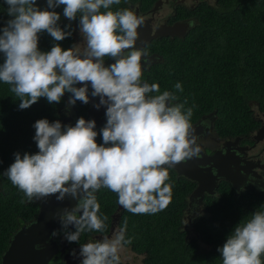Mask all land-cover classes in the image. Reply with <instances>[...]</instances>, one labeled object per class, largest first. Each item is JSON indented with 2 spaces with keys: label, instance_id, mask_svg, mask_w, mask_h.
<instances>
[{
  "label": "clouds",
  "instance_id": "9594fccd",
  "mask_svg": "<svg viewBox=\"0 0 264 264\" xmlns=\"http://www.w3.org/2000/svg\"><path fill=\"white\" fill-rule=\"evenodd\" d=\"M120 2L45 0L41 8L37 0H4L9 18L0 26V82L11 86L19 109L42 97L59 104L65 93L70 94L67 107L98 98L94 107L105 108L101 143L94 119L81 116L72 125L41 118L33 125L38 151L14 153L4 171L28 201L50 195L79 201L58 214L63 230L74 228L63 231L69 243L79 244L85 231L104 232L107 217L99 215L95 195L101 187L115 192L127 211L155 214L172 199L168 168L201 151L192 107L185 109L159 84L142 81L143 50L135 45L143 18L131 7L113 9ZM60 6L69 22L79 18L82 43L67 49L59 42L72 36L71 23L61 27L55 10ZM41 33L56 42L48 51L39 48ZM105 58L112 62L106 65ZM175 88L183 91L179 82ZM126 229L125 222L111 237L79 244L80 264H121L122 248L132 243ZM59 234L52 232L53 237ZM218 251L222 264H264V205L237 223Z\"/></svg>",
  "mask_w": 264,
  "mask_h": 264
},
{
  "label": "trees",
  "instance_id": "16d2710c",
  "mask_svg": "<svg viewBox=\"0 0 264 264\" xmlns=\"http://www.w3.org/2000/svg\"><path fill=\"white\" fill-rule=\"evenodd\" d=\"M153 2L121 0L113 9H133L140 3L147 10ZM37 3L41 8L46 6L45 0ZM55 10L61 14V27L71 23L72 36L59 42L67 49L74 41L79 18L69 22L63 16V6ZM177 12L182 17H193L195 22L184 37L160 39L157 47L163 62L148 72V84H159L161 92H173L178 97L176 102L184 103L185 109L192 107L191 122L215 107L218 116L214 126L218 131L242 135L255 130L259 123L250 105L257 103V111L264 112V0H200L192 7L179 6ZM8 18L7 5L0 0V26ZM54 43L49 34H40L42 51L50 50ZM177 82L183 91L175 88ZM10 87L0 82V257L10 235L32 221L39 207L12 185L4 171L14 162V153L38 151L33 139L35 121L60 120L64 114L59 110L66 99L63 96L59 104H50L42 97L29 108L19 109V98ZM75 108L84 117L86 105L77 101ZM100 129L98 143L102 142ZM168 172L172 199L164 210L155 214H133L123 207L120 210L119 227L126 222L125 238L132 240L124 246L142 255L143 264H222L218 248L237 223L250 218L251 212L264 205V191L250 188L237 193L223 180L214 195L204 196L206 211L188 222L185 215L189 195L196 183L178 176L174 170ZM95 195L99 215L107 217L103 232L106 233L119 205L118 196L104 187ZM96 233L85 231L79 244ZM52 264L65 262L57 259ZM121 264L130 263L121 261Z\"/></svg>",
  "mask_w": 264,
  "mask_h": 264
},
{
  "label": "water",
  "instance_id": "95a60500",
  "mask_svg": "<svg viewBox=\"0 0 264 264\" xmlns=\"http://www.w3.org/2000/svg\"><path fill=\"white\" fill-rule=\"evenodd\" d=\"M157 6L158 3L153 8V15H155L154 11L157 9ZM187 29H189V23L185 22H177L173 25H161L156 28L154 33H151V37L160 35L182 36V32H186ZM137 31L138 35L144 31H148L146 21H143ZM145 37H150L149 31ZM97 100L98 98L96 100L90 99V106L84 117L86 120L94 119L96 121V131L106 122L105 108L101 107L97 110L94 107V103ZM76 120L71 119L68 123L74 125ZM192 126L195 129L196 135L200 129L199 122L192 124ZM257 138L264 139V137ZM229 150L228 145L226 152L220 151L213 155H203L202 153L200 158L194 157L186 162L177 164L175 167H171L178 176H184L196 183L194 190L189 195L188 204L190 207L197 208L199 204H203L205 194L214 195L217 181L221 178L229 182L237 191L240 190V186L244 183V177L238 170L240 157L236 155L232 156ZM212 168L216 173L212 172ZM247 186L264 191L263 180L255 181ZM33 202L39 204L35 218L21 225L10 235L7 246L0 257V264H48L51 258L58 252L59 244L52 236L54 230L58 232L63 230L58 214L66 207L71 209L78 201L71 197L58 201L56 195H50L41 200H33ZM121 209L122 206L119 204L116 209L118 212L112 217L110 231L113 230V224L118 220ZM197 215H199V212H190V221ZM70 228L72 227L70 226ZM108 235H110V232ZM36 245H40V248L37 249ZM60 251L64 252V247H61ZM72 257H76V261ZM64 260L66 264L80 263V257L68 253L64 254Z\"/></svg>",
  "mask_w": 264,
  "mask_h": 264
},
{
  "label": "flooded vegetation",
  "instance_id": "af4514ba",
  "mask_svg": "<svg viewBox=\"0 0 264 264\" xmlns=\"http://www.w3.org/2000/svg\"><path fill=\"white\" fill-rule=\"evenodd\" d=\"M199 1L200 0H154L151 7H149V9L147 10H143L140 6V3L138 4V6L133 7L132 10L136 13V15L138 17H142L143 21H146V27L150 35V37H145L148 31L147 32L144 31L142 34L138 36V39L136 41V45H137L136 47L143 50V54L141 57V66L143 70V75L141 79L143 82L148 83V80L150 77L148 76L149 75L148 72H151L154 66L158 64L159 62H163L161 51L157 47L158 42H161L160 39L162 37H168V38L184 37L188 33L190 28L193 26V22H195L193 17H188V16L182 17L180 14H178L177 12L178 7L179 6L192 7ZM208 1L210 2V0ZM157 3H158L157 9L154 11L155 15H153V8L156 6ZM177 22L189 23V29H187L186 32H182L183 34L182 36L180 35H174V36L160 35L157 37H151V33H154L157 27H160L161 25H173ZM78 30L79 29L75 27V31L73 33L74 41L71 46L77 43H82L81 35H78L76 33L78 32ZM111 62L112 61L110 59L106 58L105 60L106 65L110 64ZM64 96L66 98L65 103L62 105L61 109L59 110L64 115L60 118V121L61 122L63 121L64 122V123L62 122L63 124H69L68 123L69 120L71 119L76 120L80 117L79 110L75 108V105L71 107H67V101L69 99L70 94L65 93ZM85 105H86V109H85V115H86V112L90 104L88 103ZM250 106H251V110L254 112L253 117L255 121L259 123V125L255 130L242 134V135L235 134V132H232V134H230L229 132H226V133L220 132L215 128L214 122L218 116L217 109L215 107L209 110L208 112H203V114H201L194 122H191V124L199 122V125H200L199 132L196 133V136H197L196 143L200 146V149H201L200 155L198 158H200L202 153L203 155H213L220 151L226 152V148L228 147V145L230 148L229 152L232 154V156L236 155L240 157L238 170H239V173H241L242 176L244 177V183L243 185L240 186L239 191L235 189L237 193H240L243 190L250 189V188L256 189L254 187L247 186V185L252 184L255 181H261V180L264 181V139L257 138V137H261V138L264 137V112L257 111V106H258L257 103H252V105ZM168 169L174 170L172 168H168ZM211 170L213 173H216V171L213 168ZM249 174L251 177L249 176ZM223 180L225 179L221 178L217 181L216 189ZM216 189H215V193H216ZM188 211L190 212L195 211V212H199V214H203L206 211V209L204 208V203L199 204V207L197 208L195 207L192 208L188 204L185 218L187 219L188 222H191L189 219L190 212ZM117 212L118 211H115L113 215ZM118 220H116V222L113 224L112 231H110L111 222H112V218H111L108 232L96 233L94 235H91L90 237L86 238L80 244L87 243L89 240L100 239L102 235H107L111 237L113 232L116 231L118 228H120ZM69 230L70 228L66 230H62L59 232L60 233L59 235L54 237L59 244V250L51 258L48 264H52L53 260H57V259L63 260V262H65L64 254L66 253L70 255L78 256L79 244H76V243L69 244L64 239L63 231H69ZM109 232H110V235H108ZM61 247H64V252L60 251ZM72 258L75 261L77 259L76 257H72Z\"/></svg>",
  "mask_w": 264,
  "mask_h": 264
},
{
  "label": "rangeland",
  "instance_id": "374dc122",
  "mask_svg": "<svg viewBox=\"0 0 264 264\" xmlns=\"http://www.w3.org/2000/svg\"><path fill=\"white\" fill-rule=\"evenodd\" d=\"M79 29V27L77 26ZM78 35H80V32H76ZM120 258L122 262H128L130 264H143L142 262V255H136L133 253L129 248L123 247L120 252Z\"/></svg>",
  "mask_w": 264,
  "mask_h": 264
},
{
  "label": "bare ground",
  "instance_id": "6f19581e",
  "mask_svg": "<svg viewBox=\"0 0 264 264\" xmlns=\"http://www.w3.org/2000/svg\"><path fill=\"white\" fill-rule=\"evenodd\" d=\"M249 176H250V174H249ZM251 177V176H250ZM260 191V190H259Z\"/></svg>",
  "mask_w": 264,
  "mask_h": 264
}]
</instances>
